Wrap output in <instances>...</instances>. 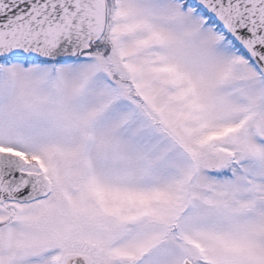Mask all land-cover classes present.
I'll use <instances>...</instances> for the list:
<instances>
[{
    "label": "snow or ice",
    "instance_id": "snow-or-ice-1",
    "mask_svg": "<svg viewBox=\"0 0 264 264\" xmlns=\"http://www.w3.org/2000/svg\"><path fill=\"white\" fill-rule=\"evenodd\" d=\"M0 264H264V0H0Z\"/></svg>",
    "mask_w": 264,
    "mask_h": 264
}]
</instances>
